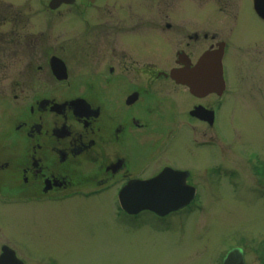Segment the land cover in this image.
<instances>
[{"label":"flooded vegetation","instance_id":"af4514ba","mask_svg":"<svg viewBox=\"0 0 264 264\" xmlns=\"http://www.w3.org/2000/svg\"><path fill=\"white\" fill-rule=\"evenodd\" d=\"M53 1H42L44 12L54 21L66 10L67 29L61 41L58 29L47 37L42 31L24 35V43L31 49L34 45V51L23 67L34 68L36 76L25 92L13 96L23 99L31 93L32 102L14 129L16 139L0 142V195L18 196L29 209L43 201L54 204L111 194L116 210L133 219L134 227L142 224L144 213L160 223L170 222L186 207L163 218L150 210L128 216L118 196L131 182L151 180L167 169L187 172L185 185L198 195L189 182L192 170L172 161L173 143L179 133L197 125L200 136V125H205L219 139L220 110L226 106L223 100L230 85L228 68L233 71L234 64L230 54L234 61L241 59L236 53L244 54L257 34L264 38V32L248 22L249 16L264 25L255 0H65L57 5ZM9 9L4 16L0 9V42H10L12 34L20 33L2 29ZM233 36L238 37L235 43ZM6 53L0 49L1 67L9 66L1 60ZM212 53L222 54L225 91L190 93L187 83L217 82L211 69L204 70L205 77L197 69L203 56ZM7 90L3 89V100L9 96ZM190 101L195 104L187 110ZM153 139L158 147L138 159V150L150 147ZM160 157L171 161L155 165ZM211 166L203 169L210 178L216 174ZM0 233L5 241L0 244L1 264H52L24 257L19 244L6 239L2 228ZM229 246L221 251L219 264L232 250L236 259L241 256L243 264H251L245 260L246 240ZM254 263L264 264V257Z\"/></svg>","mask_w":264,"mask_h":264},{"label":"rangeland","instance_id":"374dc122","mask_svg":"<svg viewBox=\"0 0 264 264\" xmlns=\"http://www.w3.org/2000/svg\"><path fill=\"white\" fill-rule=\"evenodd\" d=\"M42 1L0 0L3 16L10 7L9 21L2 29L20 32L12 34L10 42H0V49L8 51L1 60L9 62L6 67L0 64V142L16 139L14 129L32 102L31 93L13 99L36 76L34 68L23 67L22 62L31 60L34 51V45L31 49L24 43V35L42 31L47 37L58 29L61 41L67 29V11L53 21ZM248 22L264 32V25L252 17L248 16ZM257 35L244 54L236 53L241 59L234 61L230 54L233 71L228 68L230 85L219 116L227 141L213 138L205 125H200V136L197 125L191 132L179 133L173 143L176 155L172 161L192 170L189 182L198 190L197 202L167 223L144 213L142 224L134 227L133 219L117 211L116 197L111 194L54 204L43 201L31 209H24L28 207L18 196L0 195V228L6 239L19 244L24 257L46 263L52 260V264H219L222 252L239 240L248 243L247 263V259L255 264L264 257V173L257 175L251 164V157L256 156L264 165V38ZM237 38L233 36V43ZM4 88L10 90L3 100ZM193 104L188 102L186 109ZM195 141L202 148L194 146ZM157 147L153 139L150 147L138 150V159L148 157ZM154 161L161 165L171 160L160 157ZM212 164L216 174L210 178L203 169ZM4 242L0 233V244Z\"/></svg>","mask_w":264,"mask_h":264},{"label":"water","instance_id":"95a60500","mask_svg":"<svg viewBox=\"0 0 264 264\" xmlns=\"http://www.w3.org/2000/svg\"><path fill=\"white\" fill-rule=\"evenodd\" d=\"M256 10L264 18V0H256ZM220 54H206L197 65L198 72L201 70L213 71V79L216 83L210 84H189L186 85L191 93L197 94L218 91L220 92L223 84L220 78L219 68ZM209 77V76H208ZM180 78V77H179ZM187 173L173 172L165 170L152 180L145 182H131L119 195V202L122 209L128 214H135L141 210H150L159 216H164L172 211L178 210L193 198V189L185 185ZM235 252L229 253L224 264H241V259H236ZM239 262V263H238ZM1 264V261H0Z\"/></svg>","mask_w":264,"mask_h":264},{"label":"bare ground","instance_id":"6f19581e","mask_svg":"<svg viewBox=\"0 0 264 264\" xmlns=\"http://www.w3.org/2000/svg\"><path fill=\"white\" fill-rule=\"evenodd\" d=\"M3 207H8V206H3ZM5 212H6V211H5ZM8 214H9V213H8ZM233 264H235L234 261H233Z\"/></svg>","mask_w":264,"mask_h":264}]
</instances>
